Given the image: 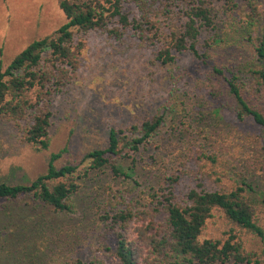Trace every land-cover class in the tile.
<instances>
[{
	"label": "trees",
	"instance_id": "1",
	"mask_svg": "<svg viewBox=\"0 0 264 264\" xmlns=\"http://www.w3.org/2000/svg\"><path fill=\"white\" fill-rule=\"evenodd\" d=\"M57 7L65 22L31 40L0 65V122L14 128L20 144L35 151L49 148L52 101L76 75L84 36L101 32L146 44L153 64L175 63L181 53L201 62L211 60L205 95L236 120L250 118L264 149V0L260 11L255 0H57ZM171 12H176L177 24L163 28L156 16ZM218 12L232 21V42L219 35ZM241 12L247 19L235 17ZM243 45L246 49L240 50ZM220 49L230 58L226 62L214 58ZM164 110L158 107L128 127H109L105 146L87 150L75 163L56 167L53 161L61 151L50 152L45 170L28 183L0 181V205L24 201L71 213L79 180L89 172L107 170L113 177L127 178L120 161H128L133 170L167 158L172 151L159 140L165 132ZM175 153V158L185 157ZM83 160L87 162L80 166ZM183 160L150 187L143 207L131 208L121 194L108 188L107 201L103 194L95 204L98 248L112 247L121 264H264V247L248 248L251 237L264 239L258 217V213L264 217V198L257 210L247 184L222 185L226 160L213 151L199 148ZM183 177L193 183L179 192L176 186ZM215 213L224 228L217 236L201 238ZM106 237L112 240L111 246L104 242ZM67 264L103 263L91 257L71 258Z\"/></svg>",
	"mask_w": 264,
	"mask_h": 264
},
{
	"label": "rangeland",
	"instance_id": "2",
	"mask_svg": "<svg viewBox=\"0 0 264 264\" xmlns=\"http://www.w3.org/2000/svg\"><path fill=\"white\" fill-rule=\"evenodd\" d=\"M255 4L260 11L262 0H255ZM128 8L134 11V7ZM156 12L157 9L153 13ZM175 13H158L156 18L163 28H171L177 24ZM235 17L247 19L242 12ZM64 19L57 0H0V65L4 66L28 42L55 29ZM216 23L220 37L226 43L232 42L230 17L218 12ZM84 37L76 75L52 101L49 148L35 151L20 144L15 140L14 128L0 122V181L28 183L45 170L50 152L61 151L53 161L56 167L75 163L87 150L105 146L109 127H128L161 106L165 108L166 121L159 140L172 152L143 169L130 170L128 161H120L118 165L128 174L127 178L113 177L107 170L89 172L88 177L79 180L71 213L27 205L24 201L0 205V264H67L71 258L91 257L103 264H121L112 247L106 250L96 243L97 200L104 194L105 203L110 188L114 194H121L131 208L143 207L150 187L199 148L226 160L221 184H247V193L258 210L259 200L264 198V149L257 126L248 117L236 120L205 95V74L211 60L201 62L181 53L175 63L153 64L152 50L146 44H138L134 37L121 41L101 32H90ZM243 48L245 45L240 50ZM222 49L214 58L226 62L229 57ZM178 151L185 157L175 158ZM86 162L83 160L80 166ZM192 183L189 177H183L176 190L182 192ZM258 217L264 229V217L259 213ZM223 228L222 219L215 213L200 237L217 236ZM127 235L132 237L130 232ZM248 241V248L264 247V239L251 237ZM104 242L112 245L109 237Z\"/></svg>",
	"mask_w": 264,
	"mask_h": 264
}]
</instances>
